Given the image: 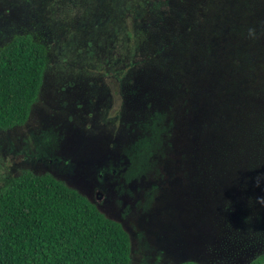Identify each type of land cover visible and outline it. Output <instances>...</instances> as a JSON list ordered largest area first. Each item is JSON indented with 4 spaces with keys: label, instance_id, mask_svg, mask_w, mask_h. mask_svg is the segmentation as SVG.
Returning <instances> with one entry per match:
<instances>
[{
    "label": "rangeland",
    "instance_id": "rangeland-1",
    "mask_svg": "<svg viewBox=\"0 0 264 264\" xmlns=\"http://www.w3.org/2000/svg\"><path fill=\"white\" fill-rule=\"evenodd\" d=\"M47 49L0 187L75 188L130 238L129 264L264 253V0H0V47Z\"/></svg>",
    "mask_w": 264,
    "mask_h": 264
},
{
    "label": "trees",
    "instance_id": "trees-1",
    "mask_svg": "<svg viewBox=\"0 0 264 264\" xmlns=\"http://www.w3.org/2000/svg\"><path fill=\"white\" fill-rule=\"evenodd\" d=\"M47 60L45 45L30 34L0 47V129L25 122ZM129 261L130 238L122 225L62 180L25 170L0 187V264ZM247 264H264V253Z\"/></svg>",
    "mask_w": 264,
    "mask_h": 264
}]
</instances>
